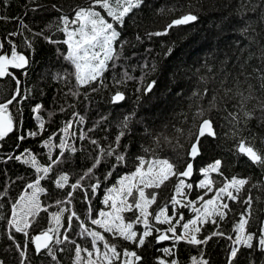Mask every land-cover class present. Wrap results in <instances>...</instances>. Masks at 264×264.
<instances>
[{
    "label": "trees",
    "instance_id": "obj_1",
    "mask_svg": "<svg viewBox=\"0 0 264 264\" xmlns=\"http://www.w3.org/2000/svg\"><path fill=\"white\" fill-rule=\"evenodd\" d=\"M89 3L90 0H0V43L4 44L0 54L10 55L11 41L28 59L24 68L8 69L20 81L19 85L11 76L0 77V103L15 95L17 87L21 93L9 106L13 130L0 139V261L20 264L16 245H23L28 238L16 233L7 220L11 219L12 204L30 183L44 177L40 180L44 191L38 199L47 211L39 213L29 233L36 235L47 229L50 214L64 208L67 211L61 217L60 233L54 239L63 240L67 235L69 241L90 249V239L86 234H79V224L84 222L88 229L92 228L91 219L102 208L106 190L123 174L135 170L138 157L168 159L176 165L177 171H182L203 118L214 121L216 136L202 138V154L193 161L195 171L188 181L194 184L200 167L220 160L223 175H213L216 186L232 177L245 178L248 183L237 201H227L231 211L224 221H219V228L209 220L200 226L198 238L203 239L214 231L234 237L233 225L247 207L243 201L249 196L252 197V215L247 230L258 234L264 218V166L253 164L239 154L237 144L239 139L248 138L249 143L264 153V110L260 107L264 102V0H143L140 7L125 17L123 26L108 17L105 10L97 8L120 33L113 44L114 56L96 81L80 87L78 95H72L70 89L77 90L75 77L71 75L74 66L65 59L68 49L62 41L67 37L57 30L63 27L59 18H74V10L87 7ZM187 13L197 19L167 29L164 35H150L165 32L172 19ZM75 27L70 25V30ZM40 33L42 35H38ZM45 37L60 43H50ZM125 73L131 79H126ZM153 81L152 90L146 92L147 85ZM227 89L232 90L228 96L225 95ZM117 91L122 92L125 99L112 103L111 98ZM237 92L251 94L247 109L253 117L234 127L228 113L234 111L236 101L231 97ZM213 97L216 106L210 107ZM37 105L41 107L35 112ZM200 108L205 109L202 118L196 116ZM80 117H83L82 123ZM125 117L130 119L117 149L125 160L117 163L114 156L103 158L91 178L82 181L80 189L72 190L70 185L100 155L91 140L99 141L105 148L110 144L115 147L113 142ZM68 122H72L73 132L66 141L76 151L65 149L61 154L58 145L62 128ZM81 132L86 139L79 138ZM45 141L52 143L45 147ZM22 152L35 156L42 167L48 166L52 157H60V163L53 165V171L47 175L38 173L31 165L14 158ZM65 174L69 176L68 185L57 188L55 180ZM176 183L173 177L159 189H151L150 193L157 192L158 196L150 212L167 205L171 213L168 203ZM92 184H99L95 192ZM69 191L73 192L71 203L57 204L68 199ZM72 211L79 219L74 218L72 228L65 231L66 218ZM179 212L184 215L183 224L190 213L186 208H180ZM180 227L177 225L178 233ZM103 234L117 245L118 251L124 248L138 251L142 264H157L156 258L164 257L160 249L171 248L173 244L171 240L157 244L159 233L154 232L145 246L136 249L132 243ZM230 245V240L218 236L199 246L179 242L175 255L164 258L190 264V258H201L202 251L208 264H228ZM53 249L56 261L46 252L37 256L31 245L27 256L31 264H73L75 244H53ZM233 264H264V252L241 247Z\"/></svg>",
    "mask_w": 264,
    "mask_h": 264
},
{
    "label": "snow or ice",
    "instance_id": "obj_2",
    "mask_svg": "<svg viewBox=\"0 0 264 264\" xmlns=\"http://www.w3.org/2000/svg\"><path fill=\"white\" fill-rule=\"evenodd\" d=\"M143 3V0H90L87 7H78L74 10V18L69 19L67 16H61L60 23L63 27H58L57 30L62 31L66 35V39L62 41L67 45V55L65 59L70 61L74 66V75L76 81V89H70V94L78 95V89L85 85H91L93 81L97 80L101 74L105 71L107 62L113 59L114 48L113 44L117 41L120 33L116 30L113 23L108 22L104 16L101 15L97 8L106 11L107 16L111 17L117 24L123 26L125 17L132 12L133 9L138 8ZM55 7V5H53ZM197 17L195 15H184L178 19H174L165 32L151 33L150 35H164L167 29H171L173 26L185 25L192 21H195ZM70 25H76L75 28L70 30ZM11 35H16L12 33ZM42 35V33L38 34ZM50 43H60V41H53L48 37ZM139 39V37H138ZM11 44L10 55L0 54V77L11 76L16 80L17 85L20 81L8 71L9 67L22 69L28 64V59L25 55L17 51V46L9 41ZM28 46L31 47L30 42ZM4 49V44L0 43V50ZM98 49V50H97ZM60 78V77H58ZM126 79H131L125 73ZM203 79V78H202ZM123 81H117L122 83ZM155 84V81L149 83L146 92H150ZM95 90V89H93ZM231 89L225 91V95L228 96ZM207 93V89L205 90ZM20 89L17 87L15 95H12L10 99L0 103V139H3L13 130V116L9 111V106L20 97ZM197 95V93H193ZM202 98V97H201ZM235 99L233 105L234 111L229 112L228 115L233 122L234 127L242 122H247L252 119L253 113L247 109V103L252 98L251 94L245 95L244 92H237L231 97ZM125 96L122 92L117 91L112 96V102L118 103L123 101ZM215 97L210 102V107H215ZM40 105L34 108L35 112H38ZM261 110H264V102L260 104ZM75 115V114H74ZM205 115V109H198L196 116L202 118ZM40 120V117L37 116ZM130 117H125L121 124V131L116 136L113 142L115 147L110 144L107 148L102 147L97 140H91V143L97 146L100 153L94 158V162L90 168L84 172L83 175L70 185L72 190L80 189L82 187V181L90 179L93 175V170L97 168L102 162V159L109 156H114L117 163L125 160V157L118 152V146L120 144L121 137L125 134L124 129L127 127ZM79 122H83V117L79 118ZM72 126V122H68L62 131L67 135L69 129ZM40 127L43 128V121L40 122ZM236 133L234 132L233 135ZM29 135H37V133H29ZM72 135H75L73 133ZM215 137L216 132L214 130V121L210 118H203L197 128V133L193 138L190 149L187 152V156L190 157L186 161V167L183 171H177L176 165L168 159L154 158L152 160H145L144 157H138V165L135 171L123 176L118 180V187L113 186L108 189L107 195H105L103 203L110 209L109 211L101 210L97 218L91 219V224L97 226L103 230V233H107L113 238H119L135 245L136 249L142 248L148 242V237L152 236L154 232L159 233L156 236V243L160 244L164 241L171 240L173 242L172 247H164L160 249L163 252L164 257L174 256V249L179 242H184L193 246H199L207 244L214 236L224 237L231 241L230 251L228 256V264H233V261L237 257L241 247L259 250L264 252V226H261L256 232L247 230L249 219L251 218V205L252 197H247L243 203L247 205L244 212L240 214V219L233 225V233L235 236L225 234L221 231H214L209 236H205L203 239L198 238V234L201 232V227L197 225H203L207 221H211L219 228V221H224L228 212L231 211L228 200L237 201L240 193L244 190L248 180L245 178L232 177L230 180H225L223 185L218 188H214L216 181L210 178V173H217L223 175L220 172L222 162L220 160L214 161L207 167L201 168L199 171L203 175V179L195 185L196 188L204 190L202 195L197 196L196 200H188L185 189L192 190L193 184L186 183L185 179L194 174L195 161L202 154V138ZM79 138L81 140L86 139L85 133L81 132ZM23 139V137H21ZM51 139V137L49 138ZM48 142L45 141V147H48ZM63 154L65 149H69L75 152L76 149L71 145H68L66 140L61 138L58 145ZM27 151V150H26ZM237 152L248 157L253 164L264 166V153L258 151L248 138H241L237 144ZM16 160H22V162L31 164L38 173L42 172L47 175L53 171V165L60 163V157L50 158L48 166H40L35 158L31 154L28 157H24L23 154L14 157ZM111 175V173H109ZM175 177L177 183L174 185V194L171 197L172 214L168 215L167 205L160 207L158 211H149V208L157 201V192L146 193V189L155 188L159 189L169 179ZM44 177L38 178L35 183L29 184L28 188L33 189L31 195L25 197L21 196L19 200L12 204L11 207V219L7 220L8 225L14 229L16 233H22L28 239L23 245L17 244V250L21 257L20 264H31L27 256L29 245L34 248V252L37 256L47 253L53 261L57 260L56 254L53 249V244L59 245L64 242H71L75 244V257L73 264H142V256L138 254V251L124 248L123 251H118V247L114 243H110L107 237L97 229H88L84 222L79 224L81 229V235L86 234L91 238V248H86L80 244H76L75 241H69V237L64 235L63 240L54 239V236L60 233L61 217L67 209L60 208L58 212L51 214L54 226H49L47 229L40 231L36 235H31L29 229L34 227V220L41 211H47V208H42L37 194L43 192L44 189L40 187V180ZM69 183L68 175H60L55 180L57 188L63 189L65 185ZM99 187V184H92L91 189L93 192ZM214 194L205 199L209 193ZM73 192H67L68 199L66 201H57V204L71 203ZM182 197L183 199H178ZM87 199V195L85 196ZM186 201V202H185ZM181 208H188L194 214V218L184 222L183 213L179 212L177 206ZM2 207V205H0ZM19 209V210H18ZM91 211V210H89ZM136 212L137 215L134 220L126 221L123 213ZM149 217L155 221V224L151 223ZM175 217H179L173 219ZM218 217V220H217ZM2 218V217H0ZM31 218V219H30ZM79 219L75 211L71 212V215L67 216V226L65 231L72 228L73 219ZM142 224L143 231L138 232L135 230V226ZM155 225H167L166 228L161 229ZM177 225L182 226V231L178 233ZM171 233V236L168 235ZM9 239L14 237L9 236ZM82 253L86 255H82ZM164 257H157V264H179L177 259L167 260ZM191 264H208L206 259H203V252L201 251V258L191 257ZM3 264V261H0Z\"/></svg>",
    "mask_w": 264,
    "mask_h": 264
},
{
    "label": "rangeland",
    "instance_id": "obj_3",
    "mask_svg": "<svg viewBox=\"0 0 264 264\" xmlns=\"http://www.w3.org/2000/svg\"><path fill=\"white\" fill-rule=\"evenodd\" d=\"M98 50V49H97ZM75 120V119H74ZM76 121H78V117H76ZM65 127V126H64ZM63 127V128H64ZM62 128V129H63ZM73 131H72V126H71V128L69 129V132H68V134L66 135L63 131L61 132V134H62V138L63 139H67L68 138V135L70 134V133H72ZM48 142V145H50L52 142L51 141H47ZM67 142V141H66ZM21 154H23V156L26 158V157H28V155L30 154L29 152H22ZM20 154V155H21ZM145 160H152V159H145ZM213 162H211V163H208V164H205L204 166H202V167H200L199 169H198V178H197V180H196V182L193 184V189L192 190H188V189H185L184 191L187 193V199L188 200H196V198H197V196H199V195H202L203 194V192H204V190H202V189H199V188H196L195 187V185L199 182V180H201V179H203L204 177H203V175L200 173V169L201 168H204V167H207L209 164H212ZM29 165H31V164H29ZM32 166V165H31ZM34 168V167H33ZM35 169V168H34ZM135 171V170H134ZM134 171H132V172H134ZM131 172V173H132ZM130 174V173H129ZM216 173H210L209 175H210V178H212V179H214L213 178V175H215ZM125 175H128V174H123L121 177H119L117 180H116V182H115V184L113 185V186H119L118 185V180L120 179V178H122L123 176H125ZM37 180V179H36ZM35 180V181H36ZM35 181L34 182H32V183H30V184H33V183H35ZM186 181V180H185ZM217 181V180H216ZM186 183H190L189 181H186ZM223 184H221V185H218V186H216V183H215V185H214V188H218V187H221ZM113 186H111V187H109L108 189H110V188H112ZM108 189L106 190V192L104 193V195H103V197H102V200H101V203H102V208L97 212V215H96V217L95 218H97L98 217V214H99V212L101 211V210H104V211H109L110 209L103 203V200H104V197H105V195H107V193H108ZM151 189H153V188H149V189H146V193H150V191H151ZM32 192H33V189H30V188H28V186H27V190L25 191V192H23L21 195H20V197L21 196H25V197H27V196H29V195H31L32 194ZM41 193V192H40ZM40 193H38L37 194V196H39V194ZM152 193V192H151ZM174 194V193H173ZM214 194V192L213 193H209L208 194V196H206L205 197V199H208V198H210L212 195ZM20 197L18 198V200L20 199ZM178 199H183L182 197H179L178 196ZM39 200V199H38ZM171 201V200H170ZM170 201H169V203H168V205H170V210H171V213H167L168 215H171L172 214V205H171V203H170ZM186 202V201H185ZM177 208L178 209H180L181 207H179V205L177 206ZM19 210V209H18ZM149 211H150V209H149ZM186 212L187 213H190V216H189V218H188V220H190V219H192V218H194V216H195V214L190 210V209H188V208H186ZM123 215L125 216V218H126V221H129V220H134L135 219V217H136V215H137V213L136 212H125V213H123ZM179 217H175L174 219H173V222H175V219H178ZM149 220H150V222L151 221H153V224H155V221L152 219V217H149ZM188 220H186L185 222H187ZM184 223V222H183ZM182 225V224H181ZM49 226H54V221H52V216H51V214H50V216H49ZM156 227H159L158 225H155ZM160 226H162V228L164 229V228H166L167 227V225H160ZM198 227H200L201 225H197ZM262 226H264V218H263V222H262ZM91 229H97V230H99V231H101V232H103V230L102 229H99L97 226H95V225H92V228ZM135 230H137L138 232H142L143 231V225L142 224H139V225H136L135 226ZM182 231V226L180 227V232ZM169 235L171 236V233H169ZM235 236V235H234ZM55 238L57 237V235L56 236H54ZM89 239H90V242H91V238L89 237ZM82 255H86V254H84V253H82ZM74 257H75V254H74ZM190 264H191V262H190Z\"/></svg>",
    "mask_w": 264,
    "mask_h": 264
},
{
    "label": "water",
    "instance_id": "obj_4",
    "mask_svg": "<svg viewBox=\"0 0 264 264\" xmlns=\"http://www.w3.org/2000/svg\"><path fill=\"white\" fill-rule=\"evenodd\" d=\"M188 14H190V13H187V14H184V15H188ZM184 15H181V16H179V17H177V18H174V19H178V18H180V17H182V16H184ZM192 15V14H191ZM174 19H172L169 23H168V25L174 20ZM193 22V21H192ZM192 22H190V23H192ZM190 23H188V24H190ZM185 25H187V24H185ZM178 26H180V25H178ZM173 27H176V26H173ZM111 102H112V98H111ZM113 103V102H112ZM212 138V137H211ZM189 149H190V147H189ZM247 159H248V157H246ZM188 159H190V157H188ZM249 160V159H248ZM250 162H251V160H249ZM193 162V161H192ZM185 167H186V165H185ZM185 167L183 168V170L185 169ZM182 170V171H183ZM192 177V176H191ZM191 177H189V178H183L182 177V179H185L186 181H188V180H190L191 179Z\"/></svg>",
    "mask_w": 264,
    "mask_h": 264
}]
</instances>
